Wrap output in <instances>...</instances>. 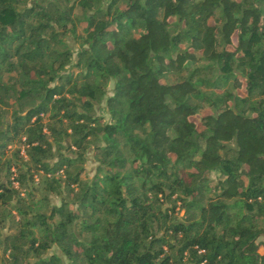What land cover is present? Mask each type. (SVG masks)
<instances>
[{
    "label": "trees",
    "instance_id": "16d2710c",
    "mask_svg": "<svg viewBox=\"0 0 264 264\" xmlns=\"http://www.w3.org/2000/svg\"><path fill=\"white\" fill-rule=\"evenodd\" d=\"M0 176V264H264V0H0Z\"/></svg>",
    "mask_w": 264,
    "mask_h": 264
},
{
    "label": "rangeland",
    "instance_id": "374dc122",
    "mask_svg": "<svg viewBox=\"0 0 264 264\" xmlns=\"http://www.w3.org/2000/svg\"><path fill=\"white\" fill-rule=\"evenodd\" d=\"M79 10V9H78ZM85 24V23H84ZM73 41V39L71 38V42ZM73 43V42H72ZM113 84H114V81L111 80L109 85H108V93H111L112 92V89H113ZM105 105V102H103L101 104V106L99 107V113L103 114L105 119H109L110 118V115H109V112L107 111V109L104 107ZM202 113V112H201ZM200 113V114H201ZM200 115H196V119H199ZM86 171L84 173V177L88 178V177H91L95 174L96 172V166H97V161H96V158H95V155H94V149H90L87 153V161H86ZM1 177V176H0ZM53 200L55 202H59L60 199L59 197L57 196H54L53 197ZM263 241H264V238H263ZM261 250H264V244H262L261 246Z\"/></svg>",
    "mask_w": 264,
    "mask_h": 264
}]
</instances>
